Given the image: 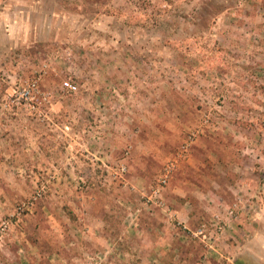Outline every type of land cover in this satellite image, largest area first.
<instances>
[{
  "label": "rangeland",
  "instance_id": "obj_1",
  "mask_svg": "<svg viewBox=\"0 0 264 264\" xmlns=\"http://www.w3.org/2000/svg\"><path fill=\"white\" fill-rule=\"evenodd\" d=\"M239 260L264 264V0H0V264Z\"/></svg>",
  "mask_w": 264,
  "mask_h": 264
},
{
  "label": "built area",
  "instance_id": "obj_2",
  "mask_svg": "<svg viewBox=\"0 0 264 264\" xmlns=\"http://www.w3.org/2000/svg\"><path fill=\"white\" fill-rule=\"evenodd\" d=\"M36 86V82H33L31 85H30V88L27 90V93H31L32 92V89ZM65 87L66 89L70 90V91H73V90H76L77 89V85L74 84L73 82L71 81H65ZM167 178V177H166ZM166 178H164L162 181L163 182H166ZM231 213H233V210L231 211Z\"/></svg>",
  "mask_w": 264,
  "mask_h": 264
},
{
  "label": "trees",
  "instance_id": "obj_3",
  "mask_svg": "<svg viewBox=\"0 0 264 264\" xmlns=\"http://www.w3.org/2000/svg\"><path fill=\"white\" fill-rule=\"evenodd\" d=\"M239 264H243V263H241L240 260H239Z\"/></svg>",
  "mask_w": 264,
  "mask_h": 264
}]
</instances>
